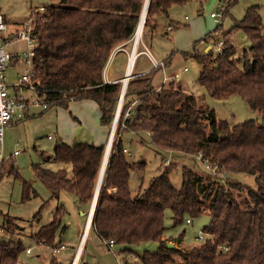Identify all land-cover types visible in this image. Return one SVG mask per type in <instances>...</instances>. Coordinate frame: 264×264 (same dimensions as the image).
Listing matches in <instances>:
<instances>
[{"label":"trees","instance_id":"obj_1","mask_svg":"<svg viewBox=\"0 0 264 264\" xmlns=\"http://www.w3.org/2000/svg\"><path fill=\"white\" fill-rule=\"evenodd\" d=\"M186 1L149 0L142 37L146 28L154 25L156 14H167L171 6ZM144 3L145 0H59L45 6L42 13L31 12L37 43L33 80L40 102L47 104L46 110L67 109L71 101H92L99 109L100 125L110 131L121 82L106 83L104 70L117 49L131 46ZM234 3L227 0L222 18ZM222 28L218 24L201 39L207 45L203 55L193 46L191 55L201 66L199 84L211 98H241L261 119L234 126L217 120L213 110L201 107L173 82L156 89L152 78L160 68L128 80L89 227L104 243L112 241L122 248L124 264L133 254L137 264H264V32L257 7H249L244 18L228 31ZM238 31L245 39L241 49L230 38ZM220 40L221 53L214 57L211 44ZM125 133H147V142L161 155L200 156L199 162L208 164L214 172L207 169V174L199 175L183 166L182 183L176 188L169 180L172 166L164 165V172L132 197L130 172L143 169L145 164L126 160ZM104 153L105 144H69L59 139L51 157L44 160L70 166L71 175L65 169L50 171L34 164L33 178L47 187L49 200H57L62 193L71 194L88 210ZM1 172L19 179L22 201L36 195L12 162L3 161ZM236 173L253 176L256 187L245 188L228 179V175ZM166 210L171 213L173 225L187 220L191 223L193 218L207 213L210 221L201 230V244L181 250L180 238L162 239ZM64 212V206H58L52 220L37 228L30 238L38 245L56 249ZM18 220L3 215L1 229L9 236L21 233ZM143 242H155L157 248L135 254L133 247ZM168 242L175 247L168 248ZM25 250L21 242L0 239V264H21ZM50 264L61 263L53 257Z\"/></svg>","mask_w":264,"mask_h":264},{"label":"rangeland","instance_id":"obj_2","mask_svg":"<svg viewBox=\"0 0 264 264\" xmlns=\"http://www.w3.org/2000/svg\"><path fill=\"white\" fill-rule=\"evenodd\" d=\"M58 1L0 0V12L10 23H23L31 17V12L49 4H56ZM223 5L225 6L224 10L222 9ZM251 6L257 7L264 32V0H235V3L228 8L226 16L221 18L222 31H228L235 22L241 21L246 10ZM226 9L227 0H187L182 5H173L168 9L167 14L155 15V26L146 28L143 37L141 35L138 42L136 52L146 46L157 62L165 60L164 73L159 69L153 75L152 84L155 88L173 82L176 88L192 95L201 107L213 110L217 120L226 121L229 125L234 126L248 120L259 121L261 118L239 97L218 100L208 96L198 81L201 70L200 63L191 55L194 44L199 53L203 55L207 45L201 42V39L212 33L218 25L211 14H222V11L225 13ZM169 26L171 29H167ZM230 38L237 49L245 46V39L241 32L231 34ZM132 45L133 41L131 46L129 44L127 47L130 48L128 56H130ZM211 45L212 53L216 55V44ZM6 51L20 56V59L14 58L4 72L7 83L14 84L17 75H20L26 67L23 57L26 48L22 44L12 43L6 46ZM137 59L134 60L133 67L136 63L138 66L140 59ZM126 63L128 64V59ZM164 76L168 77L166 81L163 80ZM24 95L29 100V117L20 123L6 127L3 157L11 159L5 161V164L14 163L21 178L31 183V189L36 192V195L27 201H22L19 179L6 172H1L0 230H2L3 215H8L19 219L17 225L21 229V233L9 236L0 232V239L6 238L7 241L21 242L30 249V254L23 253L21 255V264H50L53 257L61 264H72L71 261L74 260L77 253L76 264H124L125 255L121 252L122 248L114 245L109 249L106 243L91 229L84 231L86 237L82 248L76 253L89 209L87 210L73 195L67 193H62L57 200H49V190L40 180H34L31 168L32 165L38 164L50 171L65 169L68 175H71L70 166L52 159L44 160L45 157H51L53 146L59 139L68 143L75 140L88 143L99 142V144L105 142L106 145L109 129L107 135L99 123L100 112L97 105L90 101H79L70 103L67 109L44 110L32 91H25ZM77 120H80L81 124ZM148 139L147 133H125L123 135V143L126 147L124 148L129 152L126 160L129 163L145 164L143 169L130 172L129 189L132 197L146 189L155 177L162 174L165 170L164 165L172 166L169 180L176 188H179L182 183L183 166L199 175L207 174L205 164L199 162L196 157L191 158L180 154L172 156L165 153L161 155L147 142ZM14 151H18L19 154L10 158ZM126 151H123L125 155ZM228 179L240 183L245 188L256 187L255 178L247 174H231L228 175ZM243 196L245 195L243 194ZM44 203L46 204L42 208L40 216L34 220L33 216ZM60 205L64 206L65 212L60 221L56 249L36 244L30 235L40 226L49 223L55 209ZM209 221L210 216L207 213H202L193 218L189 224L183 222L180 225H173L171 213L166 210L165 236L171 240L180 238L179 247L181 250L198 246L201 244L199 238L204 239L201 230L207 226ZM60 245H63L64 248L57 250ZM156 248L155 242H143L133 247V250L135 254H140L143 251H153ZM127 262L128 264H137V256L134 254L127 256Z\"/></svg>","mask_w":264,"mask_h":264},{"label":"built area","instance_id":"obj_3","mask_svg":"<svg viewBox=\"0 0 264 264\" xmlns=\"http://www.w3.org/2000/svg\"><path fill=\"white\" fill-rule=\"evenodd\" d=\"M224 7L225 6L223 5L222 6L223 10ZM33 12L34 13L43 12V8H40L39 10ZM222 15H223V11L222 14H211V17L214 18L215 22L220 24ZM12 43H18L25 46L26 52L23 53V57L26 67L23 70V72L17 76L14 84H8L4 72L9 67L10 63L14 58L17 57L18 59H20V56H17V54L13 55L6 51V46ZM36 46L37 43H36V37L33 33L32 17H29V19L23 22L22 24H20V26L16 30H13L7 24L4 16L0 13V171H1L2 162L4 161V157H3L4 131L9 123L15 121L16 122L21 121L25 117L26 110L29 107V100L24 95L25 91H32L36 95L38 99V103L41 104L42 108L44 110L47 109V104L40 102L37 96V90H38L37 83H35L33 80L34 77L33 57L35 55ZM222 47H223L222 41L216 44L215 50L217 54L221 53ZM121 51H123V49H117L112 55ZM146 54L151 59L154 68H160L164 70L165 67L164 61L157 62L152 59L149 52H146ZM216 55L213 56L215 57ZM167 79L168 78L164 76L163 80L166 81ZM123 151L124 152L126 151L125 148H123ZM17 153L18 152H15L14 154ZM200 158L201 157L198 156L197 159L200 160ZM204 164L206 169H209L212 172H214V169H212L208 164L206 163ZM186 223L189 224L190 221L187 220ZM0 232H4V231L0 230ZM199 240L202 241L203 238H199ZM106 245L109 249H111L114 246L112 241H109ZM63 248L64 246L60 245L57 248V250H61ZM223 249L226 250L225 248ZM25 253L30 254L31 253L30 249L26 248Z\"/></svg>","mask_w":264,"mask_h":264},{"label":"crops","instance_id":"obj_4","mask_svg":"<svg viewBox=\"0 0 264 264\" xmlns=\"http://www.w3.org/2000/svg\"><path fill=\"white\" fill-rule=\"evenodd\" d=\"M1 13V12H0ZM5 18V16H4ZM6 20V18H5ZM7 24L10 26L11 29L13 30H16L20 24L22 23H10L6 20ZM167 29H171V27H167ZM203 39V38H202ZM204 44V43H203ZM145 48L144 49H140L138 52H136L135 54V61H136V58L140 59L139 60V63H138V66H137V63L135 64V66L133 67L132 66V70H131V75L132 76H138V75H143L147 72H149L150 70L154 69L153 67V64H152V61L151 59L149 58V56L146 54V52H149V54L151 55L152 59L155 60L151 54V52L148 50V48L146 46H144ZM128 50H123L121 52H117L115 53L114 55H112V57L110 58V63L109 65L105 68L104 70V81L106 83H113V82H121V80L123 79L126 71H127V67H128V64L126 63L127 62V59H129V56H128ZM137 59V60H138ZM156 61V60H155ZM163 61V60H162ZM160 61V62H162ZM134 64V62H133ZM127 65V66H126ZM166 67V66H165ZM165 67H164V70H165ZM162 70V69H161ZM164 70L163 73H164ZM165 75V74H164ZM18 76V75H17ZM167 77V76H166ZM168 78V77H167ZM163 85V84H162ZM161 85V86H162ZM161 86H158L156 87V89H159ZM74 102H79V101H71L70 103H74ZM89 102V101H88ZM92 103V101H90ZM69 103V104H70ZM94 103V102H93ZM69 106V105H68ZM29 110L30 109H27L26 110V113H25V117L21 120V121H15V122H11L8 124L9 125H14V124H17L18 122H22L24 120H26L28 117H29ZM76 119V118H75ZM79 121V123L81 124V121L80 120H77ZM103 127V126H102ZM104 128V131L107 133L108 135V128L106 127H103ZM110 132V131H109ZM107 137V136H106ZM62 140V139H61ZM65 142V141H64ZM75 142H85V141H73L72 143H75ZM68 143V142H66ZM72 143H69V144H72ZM96 143V144H95ZM93 144L95 145H98L99 142H95ZM105 143V142H104ZM104 143H100L99 145L101 144H104ZM125 147V145H124ZM126 148V147H125ZM15 152H18V151H14L11 155H10V158H12L13 156L15 157L16 155L19 154V152L17 154H14ZM129 155V152L126 151V156ZM8 160H11V159H5L4 158V161H8ZM14 164V163H13ZM43 168V167H42ZM85 226H86V223H85ZM88 230H89V227H88ZM84 231H85V227H84V230L81 234V238H80V242H79V245H78V248L76 250V253L77 251H79L81 249V243L84 241L86 235L84 236ZM84 237V238H83ZM166 236H164L162 239H165ZM75 253V254H76Z\"/></svg>","mask_w":264,"mask_h":264},{"label":"water","instance_id":"obj_5","mask_svg":"<svg viewBox=\"0 0 264 264\" xmlns=\"http://www.w3.org/2000/svg\"><path fill=\"white\" fill-rule=\"evenodd\" d=\"M148 2H149V0H145L144 6H143V10L141 12V15H140V18H139V22H138V25H137V28H136V31H135L134 42H133V45H132V50H131L130 56L134 52H136L138 41L135 38V36H136V32L138 30L141 18L143 16V13L145 12L147 5L149 4ZM209 49H210V47H207L206 52H208ZM130 56H129V59H128V64H129ZM131 77H132L131 74L127 75V73H125L123 79L121 80V91H120L119 100H118L117 107H116V110H115V115H114V118H113V121H112V124H111V127H110L109 136H108V139H107V142H106V145H105L104 158H103L102 166H101L100 173H99V176H98L95 192H94V195H93V198H92V201H91V204H90V208H89V211H88V214H87V221H88V219H90V222H86L85 229H86V227L88 229V227L91 224L93 212H94L95 205H96L97 195H98V191H99V186H100V182H101V176H102V173H104V169H105V159L107 157V154H109V152H110L111 143H112L114 132H115V127H116V124H117L118 116H119L120 109H121L122 102H123V97H124V94H125V88H126L128 80ZM108 148H109V151H108ZM166 246L168 248H174L175 247V245L170 243V242H168L166 244ZM73 261H72V263H73Z\"/></svg>","mask_w":264,"mask_h":264},{"label":"bare ground","instance_id":"obj_6","mask_svg":"<svg viewBox=\"0 0 264 264\" xmlns=\"http://www.w3.org/2000/svg\"><path fill=\"white\" fill-rule=\"evenodd\" d=\"M148 3H149V2H148ZM147 7H148V5H147ZM147 7H146L145 12L143 13V16H142V18H141V21H140V24H139L138 30H137V32H136V36H135V38L137 39L138 42H139V40H140V38H141V35H142L141 33H142L143 26H144V22H145V17H146V12H147ZM135 54H136V52H134V53L130 56L129 64H128L127 71H126L127 75H128V74H131L132 65H133V62H134V59H135ZM108 151H109V148H108ZM108 155H109V154H107V157H106V159H105V167H106V164H107ZM104 171H105V169H104ZM103 174H104V173H102V176H101V182H102ZM101 182H100V186H101ZM100 186H99V190H100ZM98 193H99V191H98ZM97 196H98V195H97ZM86 222H90V219H88V221H86ZM86 229H87V227H86ZM86 229H85V230H86ZM84 236H85V233H84ZM83 238H84V237H83ZM82 245H83V242L81 243V248H82ZM75 255H76V254H75ZM77 260H78V253H77V255L75 256L74 261H73L72 264H76Z\"/></svg>","mask_w":264,"mask_h":264}]
</instances>
